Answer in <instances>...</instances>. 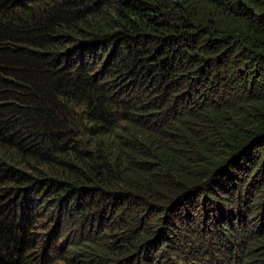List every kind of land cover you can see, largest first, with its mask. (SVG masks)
<instances>
[{
  "label": "trees",
  "instance_id": "16d2710c",
  "mask_svg": "<svg viewBox=\"0 0 264 264\" xmlns=\"http://www.w3.org/2000/svg\"><path fill=\"white\" fill-rule=\"evenodd\" d=\"M0 264H264V0H0Z\"/></svg>",
  "mask_w": 264,
  "mask_h": 264
}]
</instances>
